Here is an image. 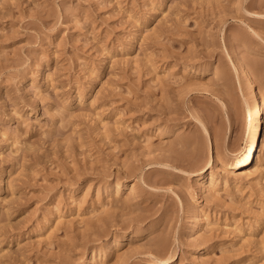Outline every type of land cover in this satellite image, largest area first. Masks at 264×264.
<instances>
[{
  "label": "rangeland",
  "instance_id": "374dc122",
  "mask_svg": "<svg viewBox=\"0 0 264 264\" xmlns=\"http://www.w3.org/2000/svg\"><path fill=\"white\" fill-rule=\"evenodd\" d=\"M243 65L264 0H0V264H264Z\"/></svg>",
  "mask_w": 264,
  "mask_h": 264
},
{
  "label": "bare ground",
  "instance_id": "6f19581e",
  "mask_svg": "<svg viewBox=\"0 0 264 264\" xmlns=\"http://www.w3.org/2000/svg\"><path fill=\"white\" fill-rule=\"evenodd\" d=\"M241 77L248 87V96L250 98L251 110L246 118L249 126V138L247 148L236 158L231 164L233 169L238 172H248L253 165V162L259 157L262 151V132L264 126L262 125V117L264 115V104L259 92V88L255 83L249 68L245 65L241 67ZM205 133L208 130L204 127V124L200 122ZM212 166L209 162L208 167ZM264 167V166H263ZM211 184V183H210ZM208 186L205 187L207 191ZM165 263L168 262L164 260Z\"/></svg>",
  "mask_w": 264,
  "mask_h": 264
}]
</instances>
